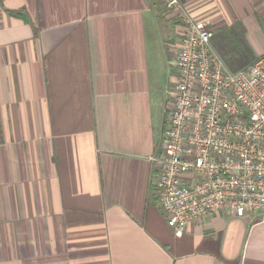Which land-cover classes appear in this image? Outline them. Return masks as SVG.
Listing matches in <instances>:
<instances>
[{
	"label": "crops",
	"instance_id": "0c3cea01",
	"mask_svg": "<svg viewBox=\"0 0 264 264\" xmlns=\"http://www.w3.org/2000/svg\"><path fill=\"white\" fill-rule=\"evenodd\" d=\"M181 2L264 54V0ZM181 27L165 0H0V264H264V220L178 237L155 195Z\"/></svg>",
	"mask_w": 264,
	"mask_h": 264
},
{
	"label": "built area",
	"instance_id": "2783aa9c",
	"mask_svg": "<svg viewBox=\"0 0 264 264\" xmlns=\"http://www.w3.org/2000/svg\"><path fill=\"white\" fill-rule=\"evenodd\" d=\"M182 24L168 43L174 81L156 163L155 195L182 237L208 215L264 220V54L233 71L212 43L214 29L181 0H165Z\"/></svg>",
	"mask_w": 264,
	"mask_h": 264
},
{
	"label": "trees",
	"instance_id": "16d2710c",
	"mask_svg": "<svg viewBox=\"0 0 264 264\" xmlns=\"http://www.w3.org/2000/svg\"><path fill=\"white\" fill-rule=\"evenodd\" d=\"M245 28L242 23L213 34L212 43L233 71L248 67L255 59L251 57L249 49L243 46ZM241 45V46H240Z\"/></svg>",
	"mask_w": 264,
	"mask_h": 264
},
{
	"label": "rangeland",
	"instance_id": "374dc122",
	"mask_svg": "<svg viewBox=\"0 0 264 264\" xmlns=\"http://www.w3.org/2000/svg\"><path fill=\"white\" fill-rule=\"evenodd\" d=\"M163 53H164V57L167 58V54H168V41H164L163 43ZM166 66V70L164 69L163 71V78H164V84H166L167 86H169V80H170V76L173 74L171 69L167 70V65Z\"/></svg>",
	"mask_w": 264,
	"mask_h": 264
}]
</instances>
